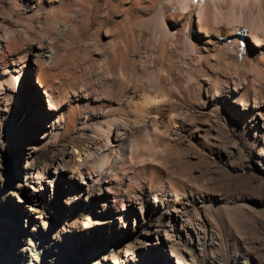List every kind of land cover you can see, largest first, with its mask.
<instances>
[{
  "label": "rangeland",
  "instance_id": "374dc122",
  "mask_svg": "<svg viewBox=\"0 0 264 264\" xmlns=\"http://www.w3.org/2000/svg\"><path fill=\"white\" fill-rule=\"evenodd\" d=\"M182 1L138 0L129 11L94 1L50 62L48 89L33 55L13 70L16 88L2 77L0 264H264V24L232 3L212 6L200 31ZM14 5L0 0V32L33 30ZM144 94L159 101L165 143L154 160L179 179V201L78 165L96 126Z\"/></svg>",
  "mask_w": 264,
  "mask_h": 264
},
{
  "label": "bare ground",
  "instance_id": "6f19581e",
  "mask_svg": "<svg viewBox=\"0 0 264 264\" xmlns=\"http://www.w3.org/2000/svg\"><path fill=\"white\" fill-rule=\"evenodd\" d=\"M94 1L98 0H83L81 9L75 11L74 0H15L14 6L21 8L20 11L26 14V25H32L34 28L31 31H23L20 25L11 23L13 26L0 32V61H2V63L0 62V86L3 81L2 77H4L9 80L8 88H16L18 76L13 70L21 71L24 60L33 55V61L38 67L37 79L45 89H48L52 83L50 62L62 58L63 53L60 48L65 41H68L64 37L72 38V31L84 28L88 24L96 6ZM111 1L115 7H124L127 11L135 2L137 5L139 4L138 0ZM178 2L184 1L178 0ZM185 2L184 4L189 7L190 19L194 21L196 20L194 17H198L200 31L207 15L208 18L211 16L207 11L212 9V6L228 7L232 3L252 9L251 11L254 9L258 19L264 24V0H186ZM62 8L63 11H59ZM210 11L214 12L215 10ZM45 20L49 25L40 27ZM58 21L66 22L58 27ZM43 30L47 31V36L42 34ZM251 40L253 44L260 45L258 36L252 34ZM135 90H131L132 96L136 93ZM132 96L119 102V114L104 116V121L96 126L94 134L98 136V139L87 151H79L78 165L79 167L84 166L90 161L94 166L93 169L98 172V179L113 180L119 186L126 183L127 187L130 186L131 181H137L139 190L145 196H153L155 200L158 198L160 201H179L180 196L183 195L179 179L154 160L163 155L160 146L165 143L164 136L158 128L157 115H160L161 111L158 109L157 103H148V94H144L137 101L133 100ZM51 107L55 108V104ZM73 118L74 111L69 109L70 125H73ZM167 122L170 124L179 123L173 114H169ZM130 196L117 193L115 201L121 198L131 201Z\"/></svg>",
  "mask_w": 264,
  "mask_h": 264
},
{
  "label": "snow or ice",
  "instance_id": "6c2138e0",
  "mask_svg": "<svg viewBox=\"0 0 264 264\" xmlns=\"http://www.w3.org/2000/svg\"><path fill=\"white\" fill-rule=\"evenodd\" d=\"M157 103H159V101H156Z\"/></svg>",
  "mask_w": 264,
  "mask_h": 264
}]
</instances>
